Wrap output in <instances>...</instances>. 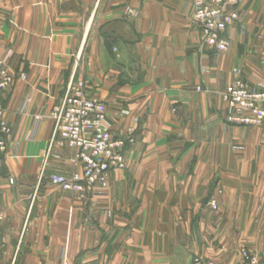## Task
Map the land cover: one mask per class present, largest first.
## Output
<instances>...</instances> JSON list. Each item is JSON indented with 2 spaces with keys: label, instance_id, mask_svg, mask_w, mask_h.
I'll return each instance as SVG.
<instances>
[{
  "label": "crops",
  "instance_id": "0c3cea01",
  "mask_svg": "<svg viewBox=\"0 0 264 264\" xmlns=\"http://www.w3.org/2000/svg\"><path fill=\"white\" fill-rule=\"evenodd\" d=\"M195 1L0 0L2 67L26 75L1 95L0 264L264 261V123L229 125L222 97L264 90V0L243 1L225 53L203 42ZM73 79L105 103L113 137H136L127 168L84 198L49 181L74 170L73 150L49 152Z\"/></svg>",
  "mask_w": 264,
  "mask_h": 264
},
{
  "label": "built area",
  "instance_id": "2783aa9c",
  "mask_svg": "<svg viewBox=\"0 0 264 264\" xmlns=\"http://www.w3.org/2000/svg\"><path fill=\"white\" fill-rule=\"evenodd\" d=\"M243 1L194 2V19L203 42L211 51L225 53L230 49L227 31L238 20V9ZM128 15L136 17L138 13L128 9ZM17 79L26 80V75L15 76L0 66V95L11 89ZM86 89V82L82 79H73L69 83L64 98L51 112L54 128L49 143V152L55 147H67L74 151L72 173L52 174L49 176L50 183L80 198L96 187L107 188L110 174L127 168L125 150L136 142L134 129H130L122 138L113 137L105 103L88 96ZM197 91L200 92L201 88H197ZM222 97L226 103V122L229 125L259 127L264 123V90L254 91L243 83H236L226 88ZM4 117L5 108L0 98V168L1 156L7 152L8 138L12 135V129L5 123ZM35 119L37 123L42 121L39 116ZM209 206L213 211L219 210L216 200L209 201ZM193 264L214 263L195 257ZM250 264H264V261L252 257Z\"/></svg>",
  "mask_w": 264,
  "mask_h": 264
},
{
  "label": "rangeland",
  "instance_id": "374dc122",
  "mask_svg": "<svg viewBox=\"0 0 264 264\" xmlns=\"http://www.w3.org/2000/svg\"><path fill=\"white\" fill-rule=\"evenodd\" d=\"M10 56H4V57H2L1 59H0V66H3V65H6V64H9V62H10ZM83 63V58H80V60L78 61V65H81ZM6 69V68H5ZM8 71V70H7ZM9 72V71H8ZM10 73V72H9ZM82 80H84V79H82ZM85 81V80H84ZM3 94V93H2ZM1 94V95H2ZM1 95H0V98H1ZM1 102H2V99H1ZM2 104H3V102H2ZM3 106H4V104H3ZM5 108V107H4ZM11 137V136H10ZM9 137V138H10Z\"/></svg>",
  "mask_w": 264,
  "mask_h": 264
}]
</instances>
